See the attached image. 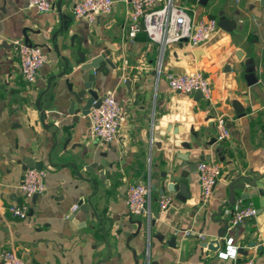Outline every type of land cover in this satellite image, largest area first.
Listing matches in <instances>:
<instances>
[{"label": "crops", "instance_id": "crops-1", "mask_svg": "<svg viewBox=\"0 0 264 264\" xmlns=\"http://www.w3.org/2000/svg\"><path fill=\"white\" fill-rule=\"evenodd\" d=\"M78 1L51 0L56 11L41 13L28 0H0V264L12 249L26 264H234L218 256L231 240L239 261L264 264V0H174L193 20L230 22L231 31L220 27L199 48L163 46L145 33L130 40V0H115L94 24L75 20ZM27 39L48 55L34 84L23 79L14 46ZM97 57L116 68L101 62L94 87L114 92L126 119L108 144L93 137L88 116L70 112ZM191 72L210 80L211 100L170 89L168 74ZM222 116L231 136L220 142ZM26 159L44 164L43 195L20 189ZM210 161L223 175L204 203L192 166ZM137 183L150 188V217L126 204L128 184ZM182 183L185 201L175 190ZM230 184L239 186L231 201ZM164 197L172 201L161 210ZM82 203L88 213L76 212L72 224ZM14 204L28 205L26 220L10 214ZM249 206L257 216L229 227ZM215 241L219 248L202 246Z\"/></svg>", "mask_w": 264, "mask_h": 264}, {"label": "built area", "instance_id": "built-area-1", "mask_svg": "<svg viewBox=\"0 0 264 264\" xmlns=\"http://www.w3.org/2000/svg\"><path fill=\"white\" fill-rule=\"evenodd\" d=\"M160 0H130L132 13L129 24V39L133 40L139 33H145L150 41L163 46L170 44L187 43L193 48H199L210 41L219 31L220 24L215 19L193 20L188 11L177 6L174 0H166L162 8L157 4ZM31 9L41 13L55 12V4L51 0H28ZM115 0H79L73 6L75 20H87L90 24L114 11ZM15 48L21 66V75L28 84L36 83L40 72L48 61V55L41 47L32 46L24 41L15 42ZM167 81L173 91L190 95L200 92L206 100H211L212 84L200 72L189 74H168ZM102 104L97 109L93 108L89 114L92 135L103 143H112L126 123L122 105L115 98L112 91L104 93L101 97ZM218 141L222 142L230 138L227 128V120L224 116L217 120ZM196 170L200 173L203 202L208 203L214 194V188L222 178L223 172L220 165L210 162H201ZM44 170L27 169L23 175L20 189L24 196L34 197L43 195L47 189ZM126 204L129 211L136 217H150L151 193L146 185L128 184ZM170 198H162L161 210H165L171 203ZM78 206L72 208L71 213L76 212ZM10 214L17 220L24 221L29 215V207L26 204H14L9 207ZM257 209L248 208L235 212L230 219L229 227H237L257 216ZM70 219V216H68ZM191 232H185L184 236H191ZM228 249L219 252L218 256L223 260H234V264H254L251 259L247 262L239 261V248L232 245V240L227 242ZM2 264H26L15 250H9L2 255ZM149 264V263H148Z\"/></svg>", "mask_w": 264, "mask_h": 264}, {"label": "water", "instance_id": "water-1", "mask_svg": "<svg viewBox=\"0 0 264 264\" xmlns=\"http://www.w3.org/2000/svg\"><path fill=\"white\" fill-rule=\"evenodd\" d=\"M58 10H60V5L58 6ZM219 24H220V27L222 29H224V30L226 29V30L231 31L230 22L228 20L222 19L219 22ZM26 42L28 44H30L28 39ZM103 61H105V63L108 64L109 66L113 67V69L116 68V65L112 64L110 59H106L105 57H100V58L97 57L95 60H93L89 64H87L86 67H84L85 70H90L91 73L89 74L87 80L84 81L83 89L80 90L78 93H76V92L72 93L73 100H71L72 106H71L70 112H71V115L74 116L75 118H78L79 114H82L83 116H88L89 112L93 108L97 109L102 104V101H101L102 96L100 95V89H98V88L95 89L94 82L96 80V74L101 72L102 69L104 68V66H102V64H101V62H103ZM251 78H252V83H253V81H254V83L257 82L255 78H253V77H251ZM127 83L129 84L130 82H127ZM195 95L198 98H202V94L200 92H196ZM183 158L186 161H188L187 157H183ZM28 160L29 159L25 160L27 162L28 168L37 169L40 171L44 170V164L43 163L36 162V161H28ZM196 167H197V165L192 166V168H194L195 170H196ZM246 179H247V181L249 180L250 186H253V187L255 186L256 183L254 180L249 179V177ZM237 187H239V186H236L235 184H230V186H229V190L231 191L230 201L235 199L234 198V192H235L234 189ZM241 187H244V186L241 185ZM177 189L181 192V195L179 196L180 200L185 201L186 199L190 198L191 195L188 192V186L185 183H182L178 186H175V190H177ZM76 212L88 213V210L86 209L85 205L82 203L79 207V210ZM76 212L71 217L72 224L76 223L75 217L78 214ZM224 225H225V229L220 233V238H223L227 234L228 229H229L227 221L224 222ZM140 231L141 230L139 229L138 233L135 234L134 236L138 237ZM173 243H175V238L172 240V244ZM218 244L219 243L217 241H215L209 245L208 244H202V246L208 247L209 249H213V248H219V247H217ZM214 245H216V247H214Z\"/></svg>", "mask_w": 264, "mask_h": 264}]
</instances>
